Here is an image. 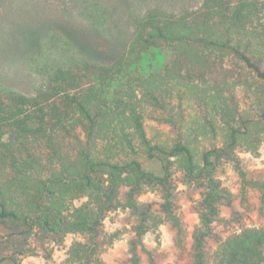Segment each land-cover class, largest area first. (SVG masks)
Instances as JSON below:
<instances>
[{
    "label": "trees",
    "instance_id": "1",
    "mask_svg": "<svg viewBox=\"0 0 264 264\" xmlns=\"http://www.w3.org/2000/svg\"><path fill=\"white\" fill-rule=\"evenodd\" d=\"M83 13L91 26L101 21L96 7ZM132 27L107 64L80 53L94 51L92 35L51 31L29 58L43 87L26 95L0 85V264L36 253L30 240L61 244L69 232L86 242L72 244L65 264H100L98 250L115 238L100 222L117 207L136 216L138 239L160 214L180 235L174 171L204 189L193 264H264V227L228 236L210 261L204 250L230 197L214 177L218 164L233 162L235 148L256 154L264 140V0H201L178 15L149 10ZM147 118L169 127L165 138L148 137ZM145 186L162 193L160 214L137 205Z\"/></svg>",
    "mask_w": 264,
    "mask_h": 264
},
{
    "label": "rangeland",
    "instance_id": "2",
    "mask_svg": "<svg viewBox=\"0 0 264 264\" xmlns=\"http://www.w3.org/2000/svg\"><path fill=\"white\" fill-rule=\"evenodd\" d=\"M200 3L201 0H0V85L26 95H31L43 87L45 78L29 67V58L32 52L39 51L43 40L51 31L63 32L72 29L77 35H92L91 41L95 47L94 51L80 53L90 60L107 64L124 50V46L133 33L134 19L142 17L149 10H158L168 15H178L183 11L196 9ZM93 7L99 9L102 14L101 21L97 22V26L89 25L83 18V12ZM240 101L243 104L244 99L241 98ZM147 120L152 119L147 118ZM154 122L158 126H166L169 129L165 124ZM157 131L161 133L162 138H165V134L158 128L146 130L150 138ZM233 164L239 175V194L234 196L230 193L229 200L221 201L217 207V215L213 222L222 224L224 227L222 232L218 233L212 227L213 222L211 224V233L206 238L204 249L206 260L209 261L218 245L235 233L233 225L239 226L240 229L249 228L244 223V220L247 219L253 227H256L257 224L259 227H264V171L249 172L246 164H243L237 157ZM148 169L158 172V168L153 164L149 165ZM218 169H222V163L218 164L214 177L218 175ZM176 172L178 171L172 172L173 177L171 179V201L175 214L178 207L177 201L181 197H187L190 200L193 192L200 191L202 194L204 190L199 183L185 182L182 176V182L188 185L189 190L177 193L175 190L176 181L174 180ZM225 189L229 192L227 188ZM153 190L158 191L161 201L148 204L151 205L152 211L155 210L157 214H160V204L163 202L162 193L159 189ZM250 191L260 193L261 207L256 208L254 204L249 203ZM237 199L240 200V207L245 209L244 213H240L233 206ZM200 201L196 202L191 211L200 214ZM220 206L231 209L230 219H224L219 215ZM253 211L258 213L256 220H252L251 216L248 215ZM133 218L137 223L136 216L130 212V216L126 218L125 222H129ZM178 218L182 232L176 236V247L180 250L177 264H193V233H191L192 244L189 248L187 246L189 235L186 230L187 224L184 222L183 215ZM173 229L176 231L175 228ZM229 232L231 234L225 237L223 233ZM33 240L43 249L44 255L49 252L52 256L51 249L44 247L45 243L52 239H45L42 243L37 239ZM138 244H140L138 237L131 241L133 258L126 264H135V262L142 264L136 254ZM147 255L150 264H164L167 254L157 255L156 251L153 250L147 252Z\"/></svg>",
    "mask_w": 264,
    "mask_h": 264
},
{
    "label": "clouds",
    "instance_id": "3",
    "mask_svg": "<svg viewBox=\"0 0 264 264\" xmlns=\"http://www.w3.org/2000/svg\"><path fill=\"white\" fill-rule=\"evenodd\" d=\"M241 110H245V105H241ZM146 130L150 128H158L165 135L168 134L169 129L166 126L157 125L153 120L145 121ZM205 148L208 144L205 142L203 145ZM221 144H217V147H221ZM234 155L243 164H246L249 172L264 171V141H261L256 146V154L252 151H244L239 148L233 150ZM222 169H218V175L215 177L221 184V187L227 188L229 192L238 196L240 184L238 183L239 175L235 170L232 161L222 160ZM222 173V174H221ZM182 173L176 172L174 180L176 181V192L183 193L189 190L188 185L182 182ZM127 191V189H124ZM249 203L254 204L256 208L261 207L260 193L249 192ZM88 197L85 196L82 200L73 201L75 207H79L82 203L87 201ZM202 200L200 191L192 193V198L189 200L187 197H181L178 201V207L176 215L179 217L183 215L184 222L187 224V246L190 248L192 244V235L197 227H201L200 214L195 211H191L195 207L196 202ZM137 205L148 204L152 202H160L161 196L158 191H154L148 186L144 187V190L135 197ZM237 211L244 213L245 209L240 207V200L234 201L233 205ZM131 209L128 207H117L114 210L109 209L101 220L102 230L107 236H113L110 244H104L101 249L98 250L97 259L100 264H126L131 261L133 256L131 252V241L136 239L137 233L134 231L136 227V221L133 218L129 222H125L126 218L130 216ZM219 215L224 219L231 218V209L220 206ZM248 215L251 216L252 220H256L258 213L253 211ZM161 222L156 226L155 230L149 228L142 236H140V244L137 245L136 254L139 256L142 264H150L147 252L153 250L156 251L157 255L166 253L164 264H177L179 259L180 250L176 247V231L172 228L170 222L164 214H160ZM244 223L249 227H253L247 219ZM212 227L216 232H222L223 225L217 222H213ZM256 227H259L257 224ZM235 234L239 235L241 229L237 225H233ZM36 230H34L35 232ZM119 233V236H115ZM225 237L231 233H223ZM103 239V237H101ZM74 242L85 243L84 238L78 233H66L62 244H57L55 240H49L45 243L44 247L51 249L52 256L51 260L47 259L44 255L43 249L34 241L30 240V247L36 250V254H26L18 257L20 264H65L69 259L68 252Z\"/></svg>",
    "mask_w": 264,
    "mask_h": 264
}]
</instances>
